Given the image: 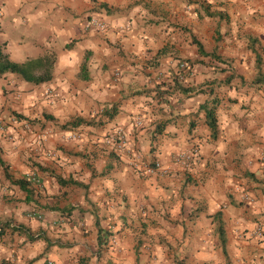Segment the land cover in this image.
Masks as SVG:
<instances>
[{
  "label": "crops",
  "instance_id": "obj_1",
  "mask_svg": "<svg viewBox=\"0 0 264 264\" xmlns=\"http://www.w3.org/2000/svg\"><path fill=\"white\" fill-rule=\"evenodd\" d=\"M0 52L50 72L0 74V220L48 239L0 264H264V0H0Z\"/></svg>",
  "mask_w": 264,
  "mask_h": 264
},
{
  "label": "trees",
  "instance_id": "obj_2",
  "mask_svg": "<svg viewBox=\"0 0 264 264\" xmlns=\"http://www.w3.org/2000/svg\"><path fill=\"white\" fill-rule=\"evenodd\" d=\"M195 44L197 45L198 53L201 55H214L213 53H208L203 49L202 44L196 40L193 39ZM40 65L38 62H32V61H27L25 63H17L9 60L6 56H4L0 52V74L6 73V72H11V73H17L20 75L24 80L34 82V83H41L44 81H47L50 79V72L48 70V64L46 65L44 71L40 75H36L34 71L36 70V67H39ZM205 113H206V123L209 126L211 130H213L216 126V118L214 116V111L213 108L210 107L208 108L207 105L205 107ZM1 161V160H0ZM6 176L8 177V174L6 173ZM61 181V180H59ZM12 182L14 184H17L19 188L27 193L26 199H28V193H29V188H28V180H23V179H13ZM63 183H68L70 181H62ZM74 183V182H71ZM220 213H217L215 217H219ZM7 230H11L12 232H19V233H26L30 241H34L39 238H44L45 241H48L47 238L44 237L43 233H38V234H33L31 232H28L24 226L22 225H14L11 223L9 220H0V240L2 237L6 234ZM219 233L222 236L223 235V228L222 225L219 224ZM221 242L223 245V253L225 254L226 249H225V239L221 237ZM2 264H7L6 262L2 261ZM177 264H183L182 261H179Z\"/></svg>",
  "mask_w": 264,
  "mask_h": 264
},
{
  "label": "built area",
  "instance_id": "obj_3",
  "mask_svg": "<svg viewBox=\"0 0 264 264\" xmlns=\"http://www.w3.org/2000/svg\"><path fill=\"white\" fill-rule=\"evenodd\" d=\"M99 28V29H104L105 27V24L99 20H97L96 18L94 17H89V18H86L85 21H84V28ZM187 67V64L185 62H180L179 63V70L182 71L184 70L185 68ZM117 73V72H116ZM51 99H55L57 98V95L56 94H52V96H50ZM0 129H1V126H0ZM118 139L119 140H122V136L121 134H118ZM191 155V154H190ZM189 158V154H181L180 156H178V160H183V161H187ZM261 161L264 162V152L261 154ZM155 167H159V164L158 162H155ZM257 235H261V230L258 229V231H256Z\"/></svg>",
  "mask_w": 264,
  "mask_h": 264
},
{
  "label": "rangeland",
  "instance_id": "obj_4",
  "mask_svg": "<svg viewBox=\"0 0 264 264\" xmlns=\"http://www.w3.org/2000/svg\"><path fill=\"white\" fill-rule=\"evenodd\" d=\"M4 120L5 119L3 117L2 111L0 110V126H1L0 133H2V134L3 133L4 134L6 133L5 132L6 131V127H5V124H3V123H5ZM6 196H9V195L7 194ZM12 196H16L17 197V195L15 194V192L12 194ZM255 226H256V228H255V234H257L256 231H258V229H260L261 230V235H262L263 234V231H262L263 224L257 222V224ZM261 235H259V236H261ZM226 264H229V262H226Z\"/></svg>",
  "mask_w": 264,
  "mask_h": 264
}]
</instances>
